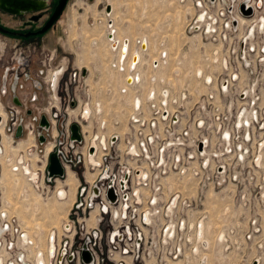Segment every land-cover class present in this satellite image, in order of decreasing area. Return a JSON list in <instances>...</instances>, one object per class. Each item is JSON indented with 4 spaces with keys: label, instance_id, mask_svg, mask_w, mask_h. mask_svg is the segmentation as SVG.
Listing matches in <instances>:
<instances>
[{
    "label": "built area",
    "instance_id": "built-area-1",
    "mask_svg": "<svg viewBox=\"0 0 264 264\" xmlns=\"http://www.w3.org/2000/svg\"><path fill=\"white\" fill-rule=\"evenodd\" d=\"M176 1L191 8L184 30L202 41L174 51L179 64L170 78L155 73L153 86H143L133 54L108 63L122 83L32 43L0 55V156L3 134L15 140L21 126L45 158L32 186L54 196L68 167L80 175L65 225L48 232V264H264V0ZM160 51L154 68L167 62L168 51ZM192 51L198 56L189 64ZM194 77L201 83L193 89ZM99 91L110 99L108 110L126 106L109 119L123 113L126 131L113 130L104 142L96 129L106 126L93 121ZM89 120L90 141L81 129ZM48 142L62 174H49ZM12 154L11 171L26 173L29 152L21 160ZM1 224L7 246L15 237V264H35V241L18 242L25 232L18 216L6 214Z\"/></svg>",
    "mask_w": 264,
    "mask_h": 264
},
{
    "label": "rangeland",
    "instance_id": "rangeland-1",
    "mask_svg": "<svg viewBox=\"0 0 264 264\" xmlns=\"http://www.w3.org/2000/svg\"><path fill=\"white\" fill-rule=\"evenodd\" d=\"M57 1L58 0H47V5L43 10L29 11L24 15H17L14 17L10 14H3L1 16V22L14 26L15 28H26V26L29 25L39 26L44 22L50 12L53 11ZM109 1L110 0H67L64 9L54 22L53 26L50 27L44 35L26 40L25 44L32 41L31 43L36 45V49L44 48L45 51L55 50L56 60H59L60 62L66 60L69 65H78L76 62L77 54L79 57L81 53H84L86 62L78 58L79 61L86 65L83 68L90 69L94 74H97L98 72L99 74L101 73V76L104 75L102 76L103 80H106L107 78L108 80L122 83V73H113L108 67V63L114 60L113 56L116 54L111 48L112 41L107 37L110 32L108 20L111 19L106 13V5L111 4ZM113 1L117 4L114 9L115 13L113 12L114 15L112 14L114 16L116 36L122 34L123 41L125 38H129L131 44L130 50L138 49L136 47L137 40L142 42L147 39L149 42L150 50L148 52H143L140 62L141 64L138 65V71L140 72L142 79H144L143 85L148 84L153 86V83H156L153 79L155 73L170 78L169 70L174 64L176 65L177 61L173 58L174 51L180 50L182 48L181 46L187 41H202L199 34L195 33L193 36H189L184 30L186 22L188 21V14L191 13V8L190 6H187L188 4H186L185 1ZM33 16H38L39 19L34 20L32 19ZM94 30H97V32L94 33ZM144 35H147L148 37L146 38ZM0 39L6 41L2 35H0ZM162 48L169 50L168 55L170 60H168L167 64L162 63L158 69H155L152 66L151 60L153 59L152 61L154 62L155 57H159ZM117 57H119L120 60L121 51L120 55H117ZM196 84H198V80L196 81ZM129 93L131 94V92ZM95 94L98 93L94 92V96ZM106 95L107 94H103L102 91H99V96H95L93 105L94 109H96L98 103L101 102L103 106L102 110L108 114L104 116V118L109 120L110 116L114 114L113 109L119 112L120 109H124L125 107L119 103H111L112 106L110 107V110H108L110 99ZM126 97V94H120L119 98L120 100H125ZM120 116L117 115L116 119L124 121V118H120ZM94 117L95 122L98 120V122H96L98 125L99 122L101 123L103 121L97 113ZM101 130L102 128H99V131ZM103 131L106 133L108 132L106 129H103ZM28 135L29 134H24L22 137L18 139L16 138L15 140L18 141L21 138H26ZM21 152H25V150H20L18 153ZM40 160L41 159L36 163L33 161L34 167L39 164L38 162H40ZM70 168L75 172L72 167ZM8 172L14 173L11 169H9ZM66 175L65 177H67ZM75 177V184H77L80 180V175L76 174ZM29 178L30 177L25 173L12 175L9 185H7V183L5 184V182L3 183L4 194L0 190V201L2 202L3 200V206L8 209V214L10 211L11 214H16L18 218L21 219L20 221L24 223L23 225L25 226L24 229H28L26 232L30 231L37 239V242L39 239L46 238L48 245V235L46 237L48 229L51 230V227L59 229V227L62 228L65 225L66 222L64 221V218L66 217L71 202L67 201L68 197L65 200H60L57 197V191L59 189L58 185L59 183L64 182L61 178L57 179L54 196L52 194L49 195L48 193L47 195H44L40 189L38 190L35 186H32V180ZM63 187L68 189L69 196L71 188H68L67 186ZM213 195L214 197L216 196L215 193ZM259 211L262 212L263 209H259ZM28 221L32 225L30 224L29 226L27 224ZM18 241L20 242V238ZM13 252L14 253L11 254L14 257L15 251L13 250ZM4 256H6L5 253Z\"/></svg>",
    "mask_w": 264,
    "mask_h": 264
},
{
    "label": "bare ground",
    "instance_id": "bare-ground-1",
    "mask_svg": "<svg viewBox=\"0 0 264 264\" xmlns=\"http://www.w3.org/2000/svg\"><path fill=\"white\" fill-rule=\"evenodd\" d=\"M112 2H114L113 0H111ZM111 1H109V3H111ZM118 1V0H117ZM117 3V2H116ZM114 4H115V2H114ZM36 5L38 6V9H40L41 8V6H39L40 5V2H38V3H36ZM110 5V7H111V9H110V12H108L107 10H106V13L111 17V19H109L108 20V27H109V29H110V32H109V34L107 35V37H108V39L110 40V41H112V43H111V48L113 49V50H118V49H120L121 48V58H120V60L124 57V55H127V54H133V56H134V59H135V61H138V63H137V66L138 65H140L141 63V58H142V56H143V52H141V54H140V51H136V49H129V46H130V39L129 38H125L124 39V41H123V35L122 34H119V35H117V38H116V31H115V28H114V20H113V18H112V14H113V12H114V6H113V4L111 3V4H109ZM115 5H117V4H115ZM113 8V9H112ZM26 12H24V14H25ZM23 14V13H22ZM114 28V29H113ZM95 32H97V30H94V33ZM144 37H148L147 35H144ZM195 37V36H194ZM194 39H197V38H194ZM192 42V41H191ZM142 44H143V46H142V50H147L148 49V40L147 39H145L143 42H142ZM130 50V51H129ZM136 51V52H135ZM115 52V51H114ZM130 52V53H129ZM118 56L120 55V51H118V52H115ZM187 54V53H186ZM139 56H140V58H139ZM187 56V55H186ZM197 56H198V54H197V52L196 51H192V53H191V55L188 57L187 56V58H188V61H187V63H191L192 61H194V60H196V59H194V58H197ZM90 57V56H89ZM79 58L81 59V60H84L85 62H86V59H85V56H84V53H81L80 54V56H79ZM88 59V58H87ZM176 64H179V62H177L176 61ZM199 64H202V63H199ZM155 69H158V68H155ZM136 71L139 73V71H138V69H136ZM127 72H129V71H127ZM130 73V72H129ZM129 73H127V75L129 74ZM134 78H136V77H134ZM138 78H139V76L137 75V80H138ZM128 81L130 82L131 80H132V76L131 75H129V77H128ZM153 79L155 80V78L153 77ZM198 79L196 78V77H194L193 79H191L190 80V82H191V84H192V86H193V89L194 88H196L197 87V84H196V81H197ZM144 81V80H143ZM198 83H201L200 82V80H198ZM154 85L156 84V83H153ZM146 85H148V84H146ZM146 85H143V86H146ZM150 86V85H149ZM199 87V89H202V86H198ZM205 89V88H204ZM123 107H126L125 105L123 106ZM0 110H2V108H1V106H0ZM29 111V110H28ZM115 111V110H114ZM83 113L85 114V110L83 109ZM130 114H133V111H130L129 112ZM120 118H123V115L122 116H120ZM46 120V119H45ZM94 121H95V117H94V119H93ZM106 120V121H105ZM114 120H116V121H114ZM46 122H47V120H46ZM96 122H98V120H96ZM103 123V125L105 124V123H107L105 126V129L106 130H108V124L110 125V130L111 131H113V130H121L120 132L121 133H123L124 131H126V129H127V127H126V124H125V122L124 121H122V120H117L116 119V116L115 117H113V119L111 120V121H109V120H107V119H104L103 121H102ZM84 124H86V125H89V122L88 123H83L82 124V127H81V129H82V131L84 132ZM99 124H100V122H99ZM45 125H47V124H45ZM72 125V124H71ZM95 126V124H94V122L92 123V129L95 131V129L93 128ZM122 126V127H121ZM118 127H121V128H118ZM99 128H100V126L97 128V130H96V134H97V131L99 130ZM72 130V129H71ZM110 131V132H111ZM77 133H78V137H79V132H78V126H77ZM85 133V132H84ZM27 134H30V133H27ZM16 135H17V132H16ZM72 135H73V131H72ZM18 136V138H20V137H22L23 136V134H21V130H20V134L19 135H17ZM76 137V136H75ZM77 137V138H78ZM17 138V139H18ZM16 141V140H15ZM49 144H51V142H48V143H46L45 144V153H48V152H52L51 150H52V147H51V149L47 152V149H48V145ZM5 147H6V154L8 155L9 154V152H11L12 151V149H11V147L9 146V144H8V142H6L5 141ZM28 149H32V147L31 146H29L28 147ZM27 149V151H25V152H21V153H18V155L16 156L17 157V159H19V160H21V158H25L26 157V155H27V152L29 151ZM22 151V150H21ZM36 152H38V151H36ZM16 154H17V152H16ZM50 154V153H49ZM35 155H38V154H33V155H30V156H35ZM47 157V156H46ZM30 158V161L28 160L27 162H24L23 161V170H24V172H26V175H28L30 178V180H32V182H38L37 181V171L35 170L36 169V167H34V165H33V161L36 163L37 161H36V159L35 160H33L32 159V157H29ZM16 159V158H15ZM47 159H48V164H49V155H48V157H47ZM41 160L44 162L45 161V158H43L42 156H41ZM0 162H2V164H3V171H2V173H1V175H0V177H1V179H0V185H1V192L4 194V185H3V183L5 182V184L7 183V185H9L10 184V178H11V176L12 175H17L18 174V172L17 173H10V172H8V170L10 169L9 168V165L6 163V158L5 157H3L2 158V161H1V159H0ZM60 162V161H59ZM93 162H96V161H94L93 160ZM39 163V162H38ZM61 164V163H60ZM26 166L27 167H29L30 168V170H32V172L30 173V171L28 172L27 170H26ZM62 166V165H61ZM63 168V167H62ZM21 169V170H22ZM66 171H67V169H66ZM89 173H91L90 171H88ZM63 173V172H62ZM61 173V174H62ZM32 174V175H31ZM64 175H65V173H64ZM67 177H65L64 179L65 180H63L64 182H62V183H59V185H58V187H59V189H58V191H57V197H58V199H60V200H65L67 197H68V202H71L72 201V198H73V196H74V193H75V189H76V185L77 184H75L76 183V177H75V174H74V172H72L71 170H68V173H67V175H66ZM63 186H67L68 188H71L70 190L71 191H69V196H68V191L66 192V190H65V188H60V187H63ZM38 190L40 189V188H37ZM7 196H8V194H7ZM10 196V195H9ZM67 196V197H66ZM9 198V197H8ZM8 209L7 208H5L4 206H3V201H2V205H1V207H0V264H15V254H14V257L12 256V254L14 253L13 252V250H10V246L12 245V248L13 249H15L14 247H15V241H14V239L12 240V244H9V246H7L8 245V241L7 240H4V236H3V232H2V229H3V226H2V224H1V218L2 217H5L6 216V214H7V216H9V214H11V212L9 211V214H8ZM21 220V219H20ZM24 224V223H23ZM27 224L30 226V222L28 221L27 222ZM199 224H201V225H203V223H199ZM26 225V224H25ZM32 225V224H31ZM200 226V225H199ZM199 226H198V229H199ZM25 228V227H24ZM61 229V227H59V230ZM28 230V229H27ZM27 230H25V232L21 235V236H19V238H20V243L21 244H24L25 242H27L28 240H30V238L31 239H33L34 241H35V243H36V245H37V247H35V248H33L32 247V251H33V255H34V263L35 264H48V254L46 255H44V250H45V248H48V245H47V239L46 238H42V239H39L38 240V242H37V239L34 237V235L30 232V231H28V232H26ZM50 231V229H48V231H47V233H46V237H47V235H48V232ZM197 235L198 236H201L202 235V231L201 230H198L197 231ZM15 238V237H14ZM19 242V241H18ZM15 251V250H14ZM42 251V252H41ZM4 253L6 254V256H4ZM12 253V254H11ZM4 256V257H3ZM47 257V258H46Z\"/></svg>",
    "mask_w": 264,
    "mask_h": 264
},
{
    "label": "flooded vegetation",
    "instance_id": "flooded-vegetation-1",
    "mask_svg": "<svg viewBox=\"0 0 264 264\" xmlns=\"http://www.w3.org/2000/svg\"><path fill=\"white\" fill-rule=\"evenodd\" d=\"M111 1V0H110ZM111 3L113 4V6H114V9H115V4H114V2H112L111 1ZM55 7V6H54ZM40 10H43V8L41 9H38V11H40ZM54 10V9H53ZM26 12H29V11H26ZM52 12L53 11H51L50 12V14L45 18V20H44V22L41 24V25H39V26H34V25H29V26H26V28L24 27V28H15L14 26H10V25H7V24H5V23H2L1 22V16L3 15V14H10V15H12V16H17V15H24V13L23 14H13V13H11V12H8V11H6V10H3V9H1L0 8V35H2L3 37H4V39H6V41H4V40H2V39H0V46L2 47V48H0V49H2L1 50V52H0V55H1V57H5L6 55H8V54H10V51H11V47L12 46H14L15 44H25V41L26 40H30V38H32V37H39V36H42V35H44L49 29H50V27H52V26H50L45 32H43V33H37V31L38 30H40L43 26H44V24H45V22L49 19V17H50V15L52 14ZM115 13V12H114ZM114 13H113V15H114ZM112 15V18H113V20H114V16ZM32 19H33V17H32ZM37 19H39V17L37 18ZM35 20V19H34ZM114 28L116 29V27L114 26ZM113 28V29H114ZM26 33H29L28 35H22V34H26ZM116 38H117V36H116ZM118 39V38H117ZM144 41V40H143ZM142 41V42H143ZM32 41H29L28 43H31ZM27 44V43H26ZM131 45V44H130ZM129 49H130V46H129ZM166 49V48H165ZM141 50H142V48H141ZM150 50V46H149V42H148V49L147 50H142V51H140V54H141V52H148ZM167 51H169L168 49H166ZM115 52H118V51H121V48L120 49H118V50H114ZM130 51V50H129ZM136 51H139V49H136ZM135 51V52H136ZM78 52V51H77ZM130 53V52H129ZM161 53V52H160ZM134 54V53H133ZM79 57H78V54H77V57H76V62L78 63V65H80V66H86V65H84L81 61H79V59H78ZM159 59V57H155V59ZM168 60H170V57H169V55H168V57H167V62H164V61H161L160 62V66H161V64L162 63H164V64H167L168 63ZM153 65H154V62H153ZM159 66V67H160ZM158 67V68H159ZM129 75H130V73H129ZM129 77V76H128ZM155 78V77H154ZM156 81V80H155ZM100 100H102V99H100ZM99 102V101H98ZM97 102V103H98ZM100 105H101V107H100ZM84 110H85V113H87V111H88V108H90L91 107V105H90V102H88V101H85V104H84ZM102 108H103V106H102V103L100 102V103H98V107H96V109H95V111H96V113L99 115V117H101L102 118V120H104V119H106V118H104V116H106L104 113H103V110H102ZM0 111H2V110H0ZM102 113H103V115H102ZM118 114V113H117ZM101 115V116H100ZM118 116H120L119 114H118ZM106 121V120H105ZM92 121L91 120H89V125H86V124H84V132L86 133L85 135H86V138H87V140L88 141H90V140H92L93 138H94V130L92 129ZM107 123H105L104 125H106ZM111 125V124H110ZM110 125H108V132L106 133L105 131H103V129L101 130V131H97V136L99 137V139H100V141L101 142H104V140H105V138H106V135L108 134V133H110ZM32 134V133H31ZM31 134H29L28 135V137H26V138H21V139H19L18 141H15L14 139L13 140H11L10 139V137L6 134V133H4L3 134V138H2V142H3V144H4V149H5V153H4V155H1L0 156V159H1V161H2V158L3 157H5L6 158V163L9 165V162H11V160L13 159V154H12V152H15V156L18 154V152L20 151V150H27L28 149V147L29 146H31V145H34V139H33V136L31 135ZM94 135V136H93ZM5 141L6 142H8V144H9V146L11 147V149H12V151H11V153H9L8 155L6 154V147H5ZM105 144V143H104ZM16 145V146H15ZM51 147H52V144H49L48 145V149H47V152L51 149ZM29 151V155H33V154H38V152H36L34 149H33V147H32V149H28ZM16 152H17V154H16ZM41 155L40 154H38V155H35V156H31L32 157V159L33 160H35L36 159V161H38L39 159H41V157H40ZM30 157V156H29ZM8 159V160H7ZM88 160L89 161H97V159H95L93 156H92V154H88ZM26 170L29 172L30 171V173L32 172V170H30V168L29 167H27L26 166ZM68 170H71V168H67V171L65 170V175L68 173ZM2 171H3V166H2V168H1V171H0V175H1V173H2ZM72 172H74L73 170H71ZM87 172V171H86ZM75 173V172H74ZM26 174V173H25ZM65 175H64V177H65ZM75 175H76V173H75ZM0 179H1V177H0ZM62 180H65V179H63V178H61ZM79 180V179H78ZM61 188H65V187H61ZM66 190V192L68 191V189L66 188L65 189ZM67 197V196H66ZM2 199V198H1ZM67 199V198H66ZM3 201V200H2ZM199 230V229H198ZM49 242V241H48ZM42 252V251H41Z\"/></svg>",
    "mask_w": 264,
    "mask_h": 264
},
{
    "label": "water",
    "instance_id": "water-1",
    "mask_svg": "<svg viewBox=\"0 0 264 264\" xmlns=\"http://www.w3.org/2000/svg\"><path fill=\"white\" fill-rule=\"evenodd\" d=\"M38 2H40L39 6H41V9L45 8L47 5V0H0V8L16 15V14H22L26 11L38 10V6L36 5V3ZM66 2L67 0L57 1V4L55 5L54 10L50 15L49 19L45 22L44 26L37 31V33L45 32L50 26L54 24V22L57 20L62 10L64 9ZM110 9H111L110 5L107 4L106 10L110 11ZM37 18L38 16H33V19H37ZM28 34L29 33L22 35H28ZM41 123L47 124L44 116H42L41 118ZM71 129L73 131V136L78 137L76 123H72ZM20 130H21V126H18L17 135L20 134ZM40 138L42 139V136H40ZM48 170H49V174H61L63 172V168L59 162L56 151H52L49 154ZM82 255L85 260L89 259V254L87 250H83Z\"/></svg>",
    "mask_w": 264,
    "mask_h": 264
}]
</instances>
